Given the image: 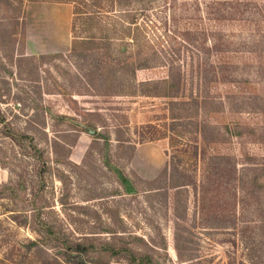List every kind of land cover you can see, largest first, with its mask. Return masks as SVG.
<instances>
[{"label":"rangeland","instance_id":"obj_1","mask_svg":"<svg viewBox=\"0 0 264 264\" xmlns=\"http://www.w3.org/2000/svg\"><path fill=\"white\" fill-rule=\"evenodd\" d=\"M194 1L151 0L137 14L143 29H136L128 16L135 6L125 13L106 0L96 7L92 0H0V264H41L42 251L30 243L44 235L38 218L57 233L93 236L97 244L118 242L110 231L117 232L120 242L152 255L156 264H264V251H250L244 228L235 233L217 227L214 216L227 209L228 191L210 189L203 210L199 187L177 193L155 188L165 182V165H179L178 173L200 180L204 142L198 122L206 121L209 130L235 119L257 131L264 126V111L251 102L225 106L218 118L205 120L200 113L193 121L172 122L166 98L143 95L153 88L140 85L166 76V67L126 70L124 56L133 49L126 28L155 42L175 22L189 27L195 17L192 22L227 38V50L211 58L233 61L236 79L247 81L240 91L255 94L264 107V0L221 6L198 0V9ZM224 7L233 13L218 19ZM209 86L224 101L238 88ZM223 139L207 146L206 154H228L237 168L249 161L242 152L264 156V140L251 134ZM229 172V163L218 164L216 175ZM103 259L127 264L109 252Z\"/></svg>","mask_w":264,"mask_h":264},{"label":"trees","instance_id":"obj_2","mask_svg":"<svg viewBox=\"0 0 264 264\" xmlns=\"http://www.w3.org/2000/svg\"><path fill=\"white\" fill-rule=\"evenodd\" d=\"M57 1L74 2V0ZM92 1L91 5L93 7L101 3V0ZM106 1L117 6L120 10L126 11L125 13H130L128 7L135 6L133 14H128L130 16L129 22L133 23L136 29H143L144 22L140 20L137 23V14L140 15L141 12H144L148 8L146 6L150 5L151 0ZM194 2L198 9V0ZM228 2L226 0L215 1L218 6L225 5ZM224 8L225 10H220L218 19H222V15L231 16L233 13L230 8ZM75 13L79 14L80 12ZM88 14L92 15L91 12ZM220 14L222 15L220 16ZM196 15L197 13H194L192 16ZM194 18H189V24L192 25L189 27L179 28L178 22H175V28L164 32L155 42L137 34L132 35L129 31L130 28H126V35L132 39L131 45L133 46V49L127 51V55L124 56L125 60H123V63L126 70L134 72L137 69L159 65L167 69L166 76L158 80L141 82V86L151 85L153 88L150 91L144 90L142 92L143 95L166 98L169 118L172 122L176 120L193 121L201 115L200 113L204 115L205 120L208 117L218 118L224 112L225 106L230 108L232 105H239L242 108V106L250 102L256 109L264 111V107H261L262 105L258 103V98L255 94L249 93L246 95L241 92L245 88L244 84L247 81L241 78L236 79L237 76L234 71L237 66L233 61L229 58H211V54H219L227 50L229 47L227 38L216 29L209 30L208 32L197 21L192 22L196 20ZM150 24L152 25L153 22H150ZM148 26L150 27L149 24ZM122 45L124 44L122 43ZM119 51L124 52V48L120 47ZM203 54H206V56ZM129 59L132 60L131 63L128 62ZM220 83L229 84L231 87H235L238 84L237 91H231L229 94H226V100L224 101L208 89L210 88L209 85ZM60 118L66 119L67 117L60 116ZM0 123H5V117L1 112ZM196 125L197 132L204 142L200 180L198 181L188 174L178 173V171H181L179 165H175L172 169L169 168V170L165 165L163 172L166 177L165 182L155 188H172L177 193L189 186L199 187L202 191L201 201L203 210L209 204L210 197L207 194L210 189L217 191L221 187V192L225 193V190L228 191L227 209H222L214 216L217 219L216 223L219 225L217 227L231 228L235 233L241 232L244 228L248 233L246 241L249 239L250 251L258 249L264 251V156L260 159L252 158L247 153L242 152L249 161L244 162V164H241L237 168L236 161L234 159V161H231V157L228 154H206L207 146L225 143L227 141L223 139L225 135L228 138H241L244 134H251L256 139H259V141H263L264 126L261 128V131H257L256 127L237 119L226 121L220 127L214 124L210 127L211 130L207 128L208 124L206 121L198 122ZM173 131L174 127H171V136L169 135L168 138L171 147H173L176 141ZM161 137L164 136L150 137L149 141ZM105 140L107 143H110V137H105ZM103 157L104 161L108 160L106 155ZM220 163H229L230 168L229 174L222 178L216 175V169ZM43 168L46 170V164ZM176 171L178 173L177 176L175 175ZM58 177L61 179L63 176L59 175ZM121 183L124 186L128 185L127 188L129 187L128 181L126 182L122 179ZM249 208L252 209V214H249ZM32 209L34 213L37 207L33 206ZM180 220L182 221V218ZM37 222L43 229L44 235L41 236L42 238L33 240L30 243L42 251L43 259L41 264H110L111 261L103 259V255L106 252H109L112 257L123 258V262L127 264H156L152 255L135 250L126 243L120 242L123 238L117 232L110 231L112 236H114V240L119 239V241L117 240L118 242L106 241L97 244L95 242L96 238H93V236L84 235L80 236V238H70L55 232L52 226L43 219L40 220L38 218ZM243 224L245 226H242ZM160 247L165 248L164 244H161ZM48 250H53V252L51 253Z\"/></svg>","mask_w":264,"mask_h":264},{"label":"crops","instance_id":"obj_3","mask_svg":"<svg viewBox=\"0 0 264 264\" xmlns=\"http://www.w3.org/2000/svg\"><path fill=\"white\" fill-rule=\"evenodd\" d=\"M140 149H141L140 147L137 148L135 156L138 154V152L140 153V151H141Z\"/></svg>","mask_w":264,"mask_h":264},{"label":"water","instance_id":"obj_4","mask_svg":"<svg viewBox=\"0 0 264 264\" xmlns=\"http://www.w3.org/2000/svg\"><path fill=\"white\" fill-rule=\"evenodd\" d=\"M90 132H93L92 130H90Z\"/></svg>","mask_w":264,"mask_h":264}]
</instances>
